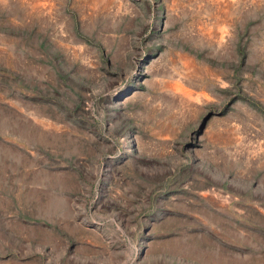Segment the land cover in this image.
I'll return each instance as SVG.
<instances>
[{
	"label": "rangeland",
	"instance_id": "374dc122",
	"mask_svg": "<svg viewBox=\"0 0 264 264\" xmlns=\"http://www.w3.org/2000/svg\"><path fill=\"white\" fill-rule=\"evenodd\" d=\"M0 264H264V0H0Z\"/></svg>",
	"mask_w": 264,
	"mask_h": 264
},
{
	"label": "bare ground",
	"instance_id": "6f19581e",
	"mask_svg": "<svg viewBox=\"0 0 264 264\" xmlns=\"http://www.w3.org/2000/svg\"><path fill=\"white\" fill-rule=\"evenodd\" d=\"M38 1V0H37ZM221 2V1H220ZM36 3V2H35ZM219 3V2H218ZM45 5V4H44ZM220 5H223V3L222 4H220ZM127 7V6H126ZM224 20V19H223ZM226 22V21H225ZM187 56V55H186ZM188 61V60H187ZM190 64H191V62H190ZM194 77V76H193ZM176 85H178V82H177V84ZM180 85V84H179ZM179 85H178V87H179ZM177 87V86H176ZM198 88V87H197ZM177 89V88H176ZM184 89V88H183ZM202 89H204V88H202ZM200 91V90H199ZM204 91V90H203ZM184 92V91H183ZM186 92H187V90H186ZM185 92V94H187ZM200 94V93H199ZM191 95V94H190ZM205 95V94H204ZM206 96V95H205ZM185 99V98H184ZM195 99V98H194ZM123 143H124V140H123ZM125 145H127V141H125V143L123 144V146H125Z\"/></svg>",
	"mask_w": 264,
	"mask_h": 264
}]
</instances>
